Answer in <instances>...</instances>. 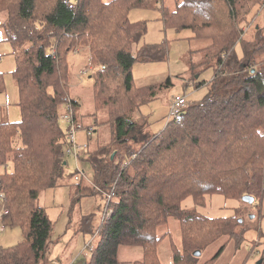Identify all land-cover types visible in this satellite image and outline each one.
I'll return each mask as SVG.
<instances>
[{"label": "trees", "instance_id": "trees-1", "mask_svg": "<svg viewBox=\"0 0 264 264\" xmlns=\"http://www.w3.org/2000/svg\"><path fill=\"white\" fill-rule=\"evenodd\" d=\"M166 1L0 0L5 15L0 28L12 48L21 118L0 124V166L11 164L10 172L0 175V203L7 211L4 219L24 233L20 244L0 248V264H45L52 223L37 199L56 185L65 164L58 119L68 96L64 57L75 47L86 48L96 68L90 74L93 97L98 109L107 110L113 129L106 151L93 156L92 184L112 194L107 203L112 213L108 219L102 213L94 229L91 218H84L80 232L95 238L86 264H118L121 247L141 249V260L133 264H160L158 230L169 218L180 222L182 238L171 264H195L194 251L202 253L222 238L243 243V234L235 232L236 217H202L181 203L192 198L201 206L213 195L264 197V21L249 19L253 10L264 15V0H180L173 8ZM158 4L166 27L189 29L191 39L204 43L192 51L199 60L189 66V82L202 85L193 79L208 68L213 77L203 83L202 102L189 103L180 121L166 122L163 131L144 139L131 115L172 81L134 85L133 64L163 61L166 50L139 47L146 25L129 22L127 15Z\"/></svg>", "mask_w": 264, "mask_h": 264}, {"label": "rangeland", "instance_id": "rangeland-1", "mask_svg": "<svg viewBox=\"0 0 264 264\" xmlns=\"http://www.w3.org/2000/svg\"><path fill=\"white\" fill-rule=\"evenodd\" d=\"M166 2L170 8H173V3H179L180 0ZM160 8V4L155 9L134 8L127 15L129 22H140L146 25V33L141 38L139 47L157 45L165 46L166 50V58L163 61L133 64L131 71L134 85L138 87L161 83L168 77L172 81L171 86L157 89L156 97L149 103L139 105L131 115V119L139 127V137H144V139H149L164 130L166 120L169 118L170 96L185 95L188 103H200L207 94V86L203 83L209 82L213 77V70L208 68L201 71L199 77L193 79L195 83L200 82L202 85L194 87L193 83L189 82L192 78L189 66L199 60L192 51L199 49L204 43L191 39L193 34L189 29L176 30L166 27ZM4 18L5 15L0 13V23ZM251 18L260 24L264 21L263 13H256L254 10L249 19ZM250 34L249 30L246 34L247 38ZM4 38V33L0 28V72L3 75L6 102L9 106L11 118L9 123H18L21 121L18 107L19 95L12 77L15 62ZM132 48L135 54V48ZM235 51L240 55L238 46ZM64 58L69 64L65 82L67 93L78 104L75 107L76 119L84 127H93L94 131L91 137H86L83 129L76 132L77 144L87 143L88 149L80 154L77 162L74 158L65 156L63 171L56 185L39 193L37 205L45 210L52 223L51 243L45 264H84L89 256L85 254L83 248L92 239L95 243V238L80 232L84 226L83 220L85 217H90V227L94 229L107 201L102 193L107 190L101 192L92 188V184L96 182V162L93 156L106 151L113 135V129L107 122V110L98 109L93 97V80L90 74H95L96 68L89 61L87 49L72 48ZM187 81L192 84L185 85ZM58 123L65 134L67 131L65 123L61 119H58ZM77 169L83 173V179L79 184L73 180ZM9 170H11V164H7L6 167L0 166L1 174L9 173ZM181 206L186 211L195 212L206 218L236 217L238 226L235 232L243 234V243L239 246H236L233 241L221 244L223 240L209 244L195 264L208 263L224 246L218 258L209 264H258L259 261L264 264V197L262 201L257 199L249 205L241 199H225L220 195H213L207 196L201 206H196L192 198H187ZM3 213L0 203V248H9L20 244L24 240V233L20 226L11 224L9 217L2 219ZM124 256L126 257V254ZM119 257L121 259L123 255Z\"/></svg>", "mask_w": 264, "mask_h": 264}, {"label": "built area", "instance_id": "built-area-1", "mask_svg": "<svg viewBox=\"0 0 264 264\" xmlns=\"http://www.w3.org/2000/svg\"><path fill=\"white\" fill-rule=\"evenodd\" d=\"M192 83H188L187 86ZM75 104L76 101L71 99L69 96H65L63 98V110L59 116L66 127L67 131L64 134V156H70L75 159L77 162L80 158V154L85 152L88 149L87 143L78 145L76 142V132L83 129L86 137H91L93 133V127L87 126L84 127L80 122L77 121L75 116ZM189 103L186 101V97L184 96H170V105H169V118L166 122L169 121H180L183 117V113ZM83 173L77 169V174L74 175V182L78 183L83 179ZM107 198V202L105 203L104 211H103V219H108L111 216L112 209L108 206V200H110L112 194H104ZM0 198H3L2 194H0ZM4 213L1 215V218L4 219L7 211L4 210ZM95 250V244L93 239L90 240L84 247L85 254L91 255Z\"/></svg>", "mask_w": 264, "mask_h": 264}, {"label": "crops", "instance_id": "crops-1", "mask_svg": "<svg viewBox=\"0 0 264 264\" xmlns=\"http://www.w3.org/2000/svg\"><path fill=\"white\" fill-rule=\"evenodd\" d=\"M6 45L9 47V50H10L9 52L12 54V48L10 44L6 42ZM0 76L2 78L1 82L3 85V90L0 91V124H5V123H8L11 118H10L9 106L6 102L7 96L4 91L5 90L4 83H3L4 80H3V75L1 72H0ZM154 84H158V83H154ZM143 86H148V85H139L138 87H143ZM9 168H10V165L8 169ZM0 175H1V172H0ZM158 233L160 237V242L158 243L156 247V254H157L158 261L160 264H170L172 263L173 249H177L178 251H181L182 249L180 222L174 218H169L167 220V223L163 227H160V229L158 230ZM220 240H223L221 244H226L227 242H229L225 238L219 239L216 242ZM124 254H126V257L124 256ZM121 255H123V257L120 259L119 256ZM142 256H143V253L141 249L121 247L118 251V261H119L118 264H133L134 262L141 260ZM87 260L84 262V264H86Z\"/></svg>", "mask_w": 264, "mask_h": 264}, {"label": "water", "instance_id": "water-1", "mask_svg": "<svg viewBox=\"0 0 264 264\" xmlns=\"http://www.w3.org/2000/svg\"><path fill=\"white\" fill-rule=\"evenodd\" d=\"M113 157H114V153L110 156V160H112L113 159ZM241 200L243 201V202H245V203H247V204H249V205H251V204H253L254 203V197H252V196H243L242 198H241ZM241 222V221H240ZM200 254H201V252L200 251H194L193 253H192V256L193 257H195V258H198L199 256H200ZM261 262L262 261H259L258 262V264H261Z\"/></svg>", "mask_w": 264, "mask_h": 264}]
</instances>
